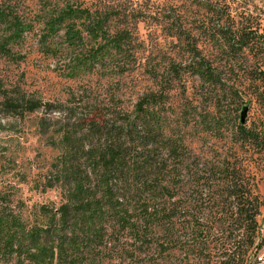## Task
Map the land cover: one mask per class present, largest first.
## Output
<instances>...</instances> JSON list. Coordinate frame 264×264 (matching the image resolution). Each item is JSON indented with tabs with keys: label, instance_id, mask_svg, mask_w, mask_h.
I'll use <instances>...</instances> for the list:
<instances>
[{
	"label": "trees",
	"instance_id": "trees-1",
	"mask_svg": "<svg viewBox=\"0 0 264 264\" xmlns=\"http://www.w3.org/2000/svg\"><path fill=\"white\" fill-rule=\"evenodd\" d=\"M57 1L32 12L25 0H0V58L23 61L27 53L21 49L34 39L31 48L58 61L62 73L84 66L122 76L140 68L131 13L102 2ZM210 39L221 44L222 60L243 67L238 53L258 51L264 33L248 24L223 27ZM188 40L186 67H147L130 103L126 88L118 89L116 101L87 95L66 104L5 93L6 116L44 114L39 132L58 154L39 186L58 191L60 201L38 206L39 219L29 223L13 205L12 192L0 189V264H165L177 251L199 252L217 226L240 236L225 264H247L264 200L236 164L203 162L193 152L187 144L190 118L175 115L171 103L176 92H185L186 72L200 83L205 101H217V111L235 112L223 102L239 92L225 88L224 71ZM256 72L264 82V71ZM223 124L204 126L220 137Z\"/></svg>",
	"mask_w": 264,
	"mask_h": 264
},
{
	"label": "rangeland",
	"instance_id": "rangeland-1",
	"mask_svg": "<svg viewBox=\"0 0 264 264\" xmlns=\"http://www.w3.org/2000/svg\"><path fill=\"white\" fill-rule=\"evenodd\" d=\"M45 2L58 3L57 0H25L32 12L48 8L49 4ZM84 3L86 6L101 3L119 7L134 16L135 67L140 68L122 76L90 67L85 69L84 66L73 74L62 73L56 70L61 65L58 61L31 48L35 47L34 39L21 49L22 54L27 53L23 61L13 63L0 58V189L8 188L12 192L13 205L22 217L35 223L39 219L36 217L38 206L59 203L58 191L43 192L39 186L58 151L48 145L46 137L39 132L42 112L23 116L4 114L1 101L5 93L22 91L44 102L66 104L68 100L77 102L87 95L116 101L120 99L118 89L126 88L123 97L130 103L134 98L132 88L138 89V84L145 83L141 78L147 67H171L172 64L186 67L188 39H193L200 56L212 61L218 71H224L225 88L232 87L239 94L238 97L228 96L223 102L225 105L230 103L235 112L217 111V101H205L200 83L186 72L183 75L185 92L182 95L176 92L171 103L175 115L184 114L190 118L188 131L191 134L187 144L194 153L202 156L203 162L236 164L242 169L244 179L253 178L254 192L264 200V82L261 80L263 75L256 72L264 71V43L257 45L258 51L244 49L238 53L246 62L242 67L222 60L221 44L210 39L223 27L248 24L264 33V0H84ZM219 120L224 123L220 137L204 126L212 125L213 128ZM238 124L252 131L253 137H244ZM260 211L255 244L248 252L247 264L264 259V205ZM224 228L227 226L214 228L212 239L201 245L199 252L188 256H185V250V253L173 252L165 264H225L228 261L226 254L235 250V240L240 236Z\"/></svg>",
	"mask_w": 264,
	"mask_h": 264
}]
</instances>
